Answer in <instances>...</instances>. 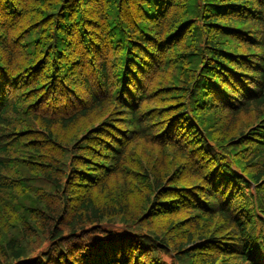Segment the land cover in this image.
<instances>
[{
	"label": "trees",
	"instance_id": "trees-1",
	"mask_svg": "<svg viewBox=\"0 0 264 264\" xmlns=\"http://www.w3.org/2000/svg\"><path fill=\"white\" fill-rule=\"evenodd\" d=\"M0 264H264V0H0Z\"/></svg>",
	"mask_w": 264,
	"mask_h": 264
},
{
	"label": "rangeland",
	"instance_id": "rangeland-1",
	"mask_svg": "<svg viewBox=\"0 0 264 264\" xmlns=\"http://www.w3.org/2000/svg\"><path fill=\"white\" fill-rule=\"evenodd\" d=\"M5 230L9 231L10 229H9V227H8V229L6 228ZM5 230H2V232H1V237H2V233L5 232Z\"/></svg>",
	"mask_w": 264,
	"mask_h": 264
}]
</instances>
